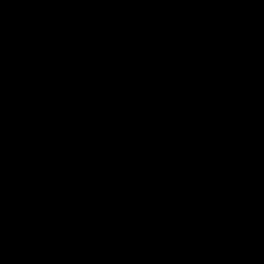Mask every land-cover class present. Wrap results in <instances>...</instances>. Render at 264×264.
Segmentation results:
<instances>
[{"label": "water", "instance_id": "obj_1", "mask_svg": "<svg viewBox=\"0 0 264 264\" xmlns=\"http://www.w3.org/2000/svg\"><path fill=\"white\" fill-rule=\"evenodd\" d=\"M0 264H264V0H0Z\"/></svg>", "mask_w": 264, "mask_h": 264}]
</instances>
